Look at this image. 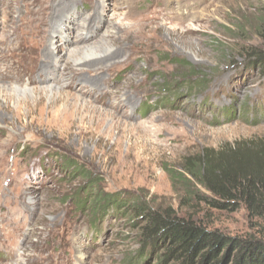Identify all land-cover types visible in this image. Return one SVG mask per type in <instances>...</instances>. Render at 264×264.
Here are the masks:
<instances>
[{
	"label": "rangeland",
	"instance_id": "374dc122",
	"mask_svg": "<svg viewBox=\"0 0 264 264\" xmlns=\"http://www.w3.org/2000/svg\"><path fill=\"white\" fill-rule=\"evenodd\" d=\"M46 18L62 67L35 80ZM106 43L116 58L69 79L81 47L102 58ZM256 48L264 0H0V264H181L168 238L143 247L145 217L95 220L91 182L166 219L264 239V196H211L184 169L264 149Z\"/></svg>",
	"mask_w": 264,
	"mask_h": 264
},
{
	"label": "trees",
	"instance_id": "16d2710c",
	"mask_svg": "<svg viewBox=\"0 0 264 264\" xmlns=\"http://www.w3.org/2000/svg\"><path fill=\"white\" fill-rule=\"evenodd\" d=\"M248 54L252 60L264 64V49H252ZM185 66L190 67L188 64ZM259 152L249 158L237 155L231 161L225 158L216 160L208 153L198 161L187 163L185 178L187 181L193 180L211 196L251 204L257 197L264 196V149ZM85 194V204H91L88 208L95 220L111 210L118 216L126 215V208L131 211L129 215L145 217L147 225L141 232L143 247H156L160 241L168 238L172 242L170 254H179L181 264H196V261H199L197 264H264V239L226 237L185 220L166 219L158 212L146 209L138 198H133L131 207L130 202L129 206L125 204L129 201L125 194L102 190L96 192V185L92 182ZM216 205L221 208L230 206V203Z\"/></svg>",
	"mask_w": 264,
	"mask_h": 264
},
{
	"label": "bare ground",
	"instance_id": "6f19581e",
	"mask_svg": "<svg viewBox=\"0 0 264 264\" xmlns=\"http://www.w3.org/2000/svg\"><path fill=\"white\" fill-rule=\"evenodd\" d=\"M98 7H101V4L98 5ZM47 21L48 20L46 18L45 21L42 24V27L36 32V35L38 37L37 40H39V38H40V40L38 41V44H39V47H40L39 50L41 51V55H40L41 58L39 59L40 67H38V70L33 73V74H35V80L38 77H41L43 75V73H47L49 71V69L53 65L57 66V67H62V65H61V57H60V55H58V46L60 44H57L58 41H54V36L57 35V33L53 32V30H52V32L50 30V33L48 32V30L46 28L48 26V22ZM56 25H58V24L56 23ZM53 29H55V28L53 27ZM83 31L86 32L87 36H90L92 34V28H91V26L89 24L84 27ZM48 33L51 36V38L49 37V39H48V36H49ZM87 47L88 46L81 47V48H84V49H81L82 52L80 53L79 57L76 60V63H77L78 66H80V69L73 70V71L70 70L69 79H73V81L76 80V79H81V80L84 79L85 76L82 77L81 74H83L82 71H84L86 67H90L91 68L92 66H95L97 64L100 65L103 62L109 63L110 59L116 58L118 56V53H116V52L115 53H110L109 52L108 43H106L103 47L100 48V49L105 50L104 53H106L104 56H102V58H94V59L87 60L88 58H93V57H96V56H98L100 54V53H98V51H96L94 49H91V50L83 52V50H85V48H87ZM88 49H89V47H88ZM13 90H14L15 93L16 92L18 93V92H21V91L25 93V92H28L29 89L25 88V89L21 90V89L17 88L16 90L15 89H13Z\"/></svg>",
	"mask_w": 264,
	"mask_h": 264
}]
</instances>
